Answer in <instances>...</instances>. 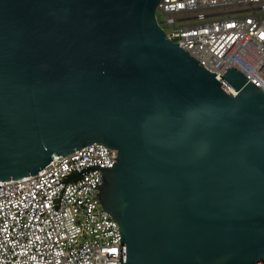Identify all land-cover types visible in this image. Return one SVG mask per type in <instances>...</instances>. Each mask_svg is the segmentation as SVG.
Returning <instances> with one entry per match:
<instances>
[{
	"label": "water",
	"instance_id": "95a60500",
	"mask_svg": "<svg viewBox=\"0 0 264 264\" xmlns=\"http://www.w3.org/2000/svg\"><path fill=\"white\" fill-rule=\"evenodd\" d=\"M160 0H0V181L90 144L120 264L264 262V92L166 38ZM182 44V43H179Z\"/></svg>",
	"mask_w": 264,
	"mask_h": 264
},
{
	"label": "built area",
	"instance_id": "2783aa9c",
	"mask_svg": "<svg viewBox=\"0 0 264 264\" xmlns=\"http://www.w3.org/2000/svg\"><path fill=\"white\" fill-rule=\"evenodd\" d=\"M156 18L206 70L235 69L264 92V0H160ZM116 153L94 143L0 181V264H120L119 228L98 203L101 172L61 182L84 167L111 168Z\"/></svg>",
	"mask_w": 264,
	"mask_h": 264
},
{
	"label": "snow or ice",
	"instance_id": "6c2138e0",
	"mask_svg": "<svg viewBox=\"0 0 264 264\" xmlns=\"http://www.w3.org/2000/svg\"><path fill=\"white\" fill-rule=\"evenodd\" d=\"M262 35H264V34H262Z\"/></svg>",
	"mask_w": 264,
	"mask_h": 264
}]
</instances>
